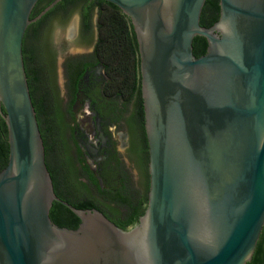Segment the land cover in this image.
I'll list each match as a JSON object with an SVG mask.
<instances>
[{
	"label": "water",
	"instance_id": "water-1",
	"mask_svg": "<svg viewBox=\"0 0 264 264\" xmlns=\"http://www.w3.org/2000/svg\"><path fill=\"white\" fill-rule=\"evenodd\" d=\"M37 0H0V264H245L264 225V0H104L129 18L148 149L144 211L123 229L58 198L22 59ZM206 41L195 56L194 36ZM53 200L79 218L49 217Z\"/></svg>",
	"mask_w": 264,
	"mask_h": 264
},
{
	"label": "flooded vegetation",
	"instance_id": "flooded-vegetation-1",
	"mask_svg": "<svg viewBox=\"0 0 264 264\" xmlns=\"http://www.w3.org/2000/svg\"><path fill=\"white\" fill-rule=\"evenodd\" d=\"M103 6L98 0H75L56 8L35 31L43 46L28 67L35 75L30 80L32 95L41 101L38 121L53 189L69 204L91 200L99 207L83 209L101 208L107 213L114 209L115 219H123L129 207L140 205L144 211L146 206L148 149L141 94L138 101L125 90L126 46L121 70L118 56L113 65L98 53ZM61 23L67 25L55 28ZM124 23L128 29L127 16ZM60 38L66 48L77 51H66L59 59ZM136 52L138 58L137 46ZM115 193L125 196L128 204L106 197Z\"/></svg>",
	"mask_w": 264,
	"mask_h": 264
},
{
	"label": "trees",
	"instance_id": "trees-1",
	"mask_svg": "<svg viewBox=\"0 0 264 264\" xmlns=\"http://www.w3.org/2000/svg\"><path fill=\"white\" fill-rule=\"evenodd\" d=\"M52 0H37L34 4L29 18L34 17L39 11L47 5ZM75 0H59L56 4H54L50 9H48L44 14H42L38 19L35 21L30 22L25 31L22 38V59L25 69V74L27 78V84L29 88V93L31 97V101L35 110V115L39 127V131L41 134V128L39 124V111L41 107L40 99H35L32 95V90L30 87V80L31 78L35 77L33 67H28V62L31 61L33 55H39L43 41L42 37H37L35 34L36 29L42 25V23L54 12L56 8L59 6H63L70 2H74ZM100 3L105 4L103 6V10L101 13V22H102V31L99 35V40L97 42L98 46V53L100 54L101 58L105 61H110L111 64H114L115 57L118 56L119 63L118 67L122 69V62L121 58L123 56V50L126 46V54H127V72H128V82H127V90L129 96L133 95L136 96L137 100L140 101V92H139V76H138V58L136 57V40L134 33L132 31V27L128 24L129 28L126 29L124 18L125 15L121 12V10L115 6L114 4L104 1L98 0ZM107 12H111L112 15L108 16ZM218 17V5L217 0H205L201 13L199 23L202 26H209L211 25ZM32 40L34 46L30 48L29 40ZM206 41L202 36H194L192 39V51L195 56L202 54L205 50ZM117 54V55H116ZM112 59H111V57ZM110 57V58H109ZM120 85V84H119ZM121 86V85H120ZM122 89V88H121ZM145 144V152H146V143ZM8 155V143H7V131L6 125L2 117H0V169H2L7 161ZM146 155V153H145ZM145 160L143 161L145 163ZM49 174L51 176V180L53 178L49 168L47 167ZM145 178L147 176L146 169H144ZM147 188V181H145V189ZM54 190V189H53ZM55 192V190H54ZM56 196L59 198V195L55 192ZM106 197L110 198L113 202L119 205H127V198L122 196L120 193L115 194H107ZM76 208H90L93 206H97L100 204H96L94 201H86L81 203H70ZM99 207V206H97ZM99 209L109 220L114 222L117 226L126 229L132 226L134 223L137 222L138 215H141L143 209L140 205L133 207H129L127 214L123 217H117L115 219L116 211L114 209H110V211L105 212L101 208ZM109 209V207H108ZM119 215V214H118ZM113 216V217H112ZM49 217L55 224L59 226H65L68 228H75L79 223V218L72 213L65 205L60 203L57 200H53L52 204L49 208ZM130 225V226H126ZM245 264H264V225L261 229L259 234L258 240L256 242L255 249L249 261Z\"/></svg>",
	"mask_w": 264,
	"mask_h": 264
},
{
	"label": "rangeland",
	"instance_id": "rangeland-1",
	"mask_svg": "<svg viewBox=\"0 0 264 264\" xmlns=\"http://www.w3.org/2000/svg\"><path fill=\"white\" fill-rule=\"evenodd\" d=\"M107 15L108 16H110V15H112V13L111 12H107ZM71 17H73V16H71ZM70 17V18H71ZM69 21V20H68ZM68 21H67V23H68ZM67 23H64V24H62L61 23V25L59 24V25H56V27L55 28H63L64 26H66L67 25ZM58 44H59V46H58V50H59V55H58V57H59V59L60 58H62V56H64L65 54V52L67 51H73V52H75V51H77V49H75V47H68V48H66L65 47V45H64V41H63V39L62 38H60V39H58Z\"/></svg>",
	"mask_w": 264,
	"mask_h": 264
}]
</instances>
